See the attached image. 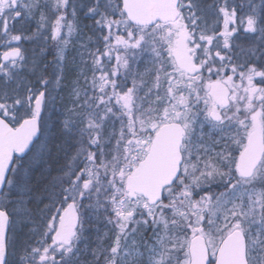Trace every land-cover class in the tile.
Segmentation results:
<instances>
[{
    "label": "snow or ice",
    "instance_id": "obj_1",
    "mask_svg": "<svg viewBox=\"0 0 264 264\" xmlns=\"http://www.w3.org/2000/svg\"><path fill=\"white\" fill-rule=\"evenodd\" d=\"M0 264H264V0H0Z\"/></svg>",
    "mask_w": 264,
    "mask_h": 264
}]
</instances>
